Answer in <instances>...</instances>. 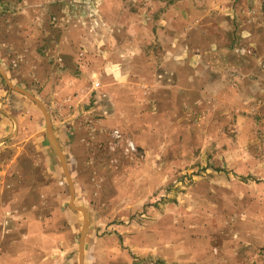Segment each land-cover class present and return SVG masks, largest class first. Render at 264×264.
I'll return each mask as SVG.
<instances>
[{"label": "rangeland", "instance_id": "1", "mask_svg": "<svg viewBox=\"0 0 264 264\" xmlns=\"http://www.w3.org/2000/svg\"><path fill=\"white\" fill-rule=\"evenodd\" d=\"M0 60L50 100L87 264H264V0H0Z\"/></svg>", "mask_w": 264, "mask_h": 264}, {"label": "crops", "instance_id": "2", "mask_svg": "<svg viewBox=\"0 0 264 264\" xmlns=\"http://www.w3.org/2000/svg\"><path fill=\"white\" fill-rule=\"evenodd\" d=\"M1 67L0 60V145L9 138L15 145L0 150V161L15 160L10 168L0 165V264H87L90 244L98 243L93 214L69 178L56 116L41 108L40 99L50 100L23 89L20 78L10 95Z\"/></svg>", "mask_w": 264, "mask_h": 264}, {"label": "built area", "instance_id": "3", "mask_svg": "<svg viewBox=\"0 0 264 264\" xmlns=\"http://www.w3.org/2000/svg\"><path fill=\"white\" fill-rule=\"evenodd\" d=\"M112 137L116 140L122 139V135L117 130L113 132ZM127 145H128V151H135L136 152L137 149H136V146L134 143L128 142Z\"/></svg>", "mask_w": 264, "mask_h": 264}, {"label": "water", "instance_id": "4", "mask_svg": "<svg viewBox=\"0 0 264 264\" xmlns=\"http://www.w3.org/2000/svg\"><path fill=\"white\" fill-rule=\"evenodd\" d=\"M1 74H2V76L4 77V79L7 80V79H6V76H5L4 73H3V71H1ZM7 82H8V81H7ZM11 88L13 89V87H11ZM13 90H18V89H15V88H14ZM19 91H21L23 94H26V93H25L24 91H22V90H19ZM29 97H30V96H29ZM40 107H41V106H40ZM41 108H42L43 112L46 114V116H48V115H47V112H46V110H45V108H43V107H41Z\"/></svg>", "mask_w": 264, "mask_h": 264}]
</instances>
